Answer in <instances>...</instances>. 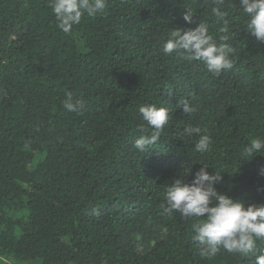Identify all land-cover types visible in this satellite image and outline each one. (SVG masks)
<instances>
[{
	"label": "trees",
	"instance_id": "trees-1",
	"mask_svg": "<svg viewBox=\"0 0 264 264\" xmlns=\"http://www.w3.org/2000/svg\"><path fill=\"white\" fill-rule=\"evenodd\" d=\"M208 13V0H107L65 34L47 0H0V264H254L201 256L193 221L161 207L165 185L190 184L201 163L223 171L218 192L264 204V155L240 160L264 137V43L231 13L232 69L215 76L161 51L177 27L207 22L215 36ZM68 92L82 114L63 107ZM153 103L169 125L140 153L138 109ZM189 126L207 129L210 153L194 151Z\"/></svg>",
	"mask_w": 264,
	"mask_h": 264
},
{
	"label": "clouds",
	"instance_id": "clouds-1",
	"mask_svg": "<svg viewBox=\"0 0 264 264\" xmlns=\"http://www.w3.org/2000/svg\"><path fill=\"white\" fill-rule=\"evenodd\" d=\"M208 2L210 13L207 15L215 18V36L207 22L187 30L177 27L168 32L161 51L165 56L175 52L188 62L199 61L209 73L219 76L233 68V48L228 43L232 39L231 13H236L243 21L249 35L264 43V0H239L238 6L226 3V0ZM106 4L107 0H47V7L55 15L56 27L65 34H70L81 24L85 15L103 14ZM195 16L196 9L185 4L183 20L191 24ZM66 96L63 107L69 112L82 114L85 104L80 100L73 102L71 92ZM177 105L188 115L196 111L186 99L179 100ZM138 112L144 123L138 126L141 135L134 140L133 147L145 153L160 141L169 125L170 110L153 103L141 105ZM184 134L198 136L194 145L196 153L211 152L213 140L207 129L202 133L199 127L189 126L184 129ZM257 154L264 155V137H254L246 143L240 152V160H250ZM201 164L203 166L195 172L190 184L176 179L165 185L164 203L161 205L164 214L178 212L193 221L192 240L201 256L212 258L223 250L228 254L254 258V264H264V246H260L264 242V204L246 207L244 201L218 192L215 185L222 181L223 171L217 169L215 173H209L210 165ZM259 174L264 175V167L259 169Z\"/></svg>",
	"mask_w": 264,
	"mask_h": 264
}]
</instances>
